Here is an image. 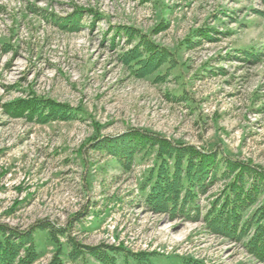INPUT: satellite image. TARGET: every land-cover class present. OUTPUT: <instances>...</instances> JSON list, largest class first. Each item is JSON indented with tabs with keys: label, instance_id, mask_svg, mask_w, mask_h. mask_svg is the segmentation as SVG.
I'll use <instances>...</instances> for the list:
<instances>
[{
	"label": "rangeland",
	"instance_id": "374dc122",
	"mask_svg": "<svg viewBox=\"0 0 264 264\" xmlns=\"http://www.w3.org/2000/svg\"><path fill=\"white\" fill-rule=\"evenodd\" d=\"M76 11L80 29L61 26ZM122 26L170 53L158 71L164 80L123 65L120 54L139 41L128 45L115 31ZM31 94L80 109L81 118L37 124L6 113L4 104ZM132 131L264 168V0H0V223L67 226L83 247L154 261L263 264L202 221L142 205L152 158L122 170L93 148ZM223 184L200 197L204 211ZM37 237L43 252L33 264H46L56 247L45 232Z\"/></svg>",
	"mask_w": 264,
	"mask_h": 264
},
{
	"label": "trees",
	"instance_id": "16d2710c",
	"mask_svg": "<svg viewBox=\"0 0 264 264\" xmlns=\"http://www.w3.org/2000/svg\"><path fill=\"white\" fill-rule=\"evenodd\" d=\"M81 18V12L76 11L61 26L77 31ZM115 31L118 36H125L128 45L138 38V43L120 54L123 65L135 76L150 77L170 60L167 50L159 49L141 32L124 26ZM4 49L5 52L12 50ZM154 76L158 82L164 80L167 73L158 72ZM3 107L12 118L37 124L81 118L80 109L33 94L10 101ZM97 140L93 148L114 157L122 170H129L136 157L141 161L152 158L153 164L140 184L142 205L149 212L166 213L172 220L202 221L214 234L241 243L248 254L264 264L263 167L233 160L220 151H201L194 145L175 143L141 131H132L115 139ZM220 181L224 183L222 189L204 211L200 197ZM56 227L53 223H42L30 230L19 231L0 223V264H33L42 256L43 249L39 247L37 236L44 232L45 239L56 247L46 264H91L87 256L94 258L96 264H118L120 261L130 264L131 260L135 264H199L186 259L154 261L151 253L133 254L122 247L101 245L86 248L71 237L67 226ZM59 237L67 240L68 250L60 244Z\"/></svg>",
	"mask_w": 264,
	"mask_h": 264
}]
</instances>
